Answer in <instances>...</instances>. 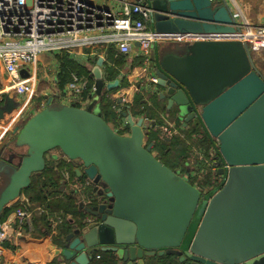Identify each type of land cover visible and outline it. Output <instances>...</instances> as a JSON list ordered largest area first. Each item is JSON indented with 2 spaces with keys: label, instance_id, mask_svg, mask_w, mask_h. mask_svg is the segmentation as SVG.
I'll return each instance as SVG.
<instances>
[{
  "label": "water",
  "instance_id": "95a60500",
  "mask_svg": "<svg viewBox=\"0 0 264 264\" xmlns=\"http://www.w3.org/2000/svg\"><path fill=\"white\" fill-rule=\"evenodd\" d=\"M147 4L154 11L151 28L160 34L236 32V17L226 2ZM154 49L160 88L155 94L184 127L197 120L217 140L221 163L229 166L218 172L224 178L221 187L204 195L164 165L153 153L154 144L144 143L143 118L135 121L129 111L122 112L130 135L114 131L101 114L100 99L119 81L106 84L99 58L92 69L96 90L89 108L56 110L50 102L17 125L14 141L0 150V216L18 202L32 176L44 171L46 155L60 150L81 164L77 176L101 187L99 195L108 201L91 207L93 201L81 203L87 218L80 225L70 221L73 226L56 251L58 264H91L99 253L115 254L122 264L155 257L175 264H264V78L253 56L237 41ZM21 76L29 73L22 70ZM19 106L5 94L0 122Z\"/></svg>",
  "mask_w": 264,
  "mask_h": 264
},
{
  "label": "built area",
  "instance_id": "2783aa9c",
  "mask_svg": "<svg viewBox=\"0 0 264 264\" xmlns=\"http://www.w3.org/2000/svg\"><path fill=\"white\" fill-rule=\"evenodd\" d=\"M153 12L147 0H136V2L133 0H0V83H2L0 94L2 96L13 94L19 103L20 96L24 97L23 103H20L18 108L19 115L32 108L34 98L37 96L38 66L41 62L40 57L44 54L54 55L56 59V55L67 53L72 59L82 64L102 58L104 79L109 50L113 52L115 58L134 54L143 64L144 74L150 71V65L154 63L152 55L155 46L162 42L237 41L243 43L252 56L264 54V25L251 24L246 18L238 20L235 16V33L181 37L154 31L150 23ZM110 66L114 65L110 64ZM22 70L29 73L28 78L21 76ZM123 79V76H120L116 81H119L120 85ZM142 81L141 90L146 95L156 93L158 79L154 75V68L153 75L143 77ZM55 82L57 83V78ZM105 82L106 84L114 83H107L106 80ZM88 85V79L74 74L64 91H57L55 95L57 97L69 95L74 100L72 105H83L90 100V98L85 101L82 99V94ZM95 90L96 83L93 85V92ZM50 102L52 98L48 100L45 96L44 103L37 107L38 112L45 109ZM114 109L122 114V107L119 109L115 106ZM133 118L137 121L143 117ZM143 119L145 121L144 143L147 145L148 131L152 127V122ZM28 120L22 119V122L25 123ZM179 123L180 128L162 126L163 138L167 136L170 139L174 137L183 139L189 127H184L182 121ZM113 129L120 135H130L126 118L122 117L119 125ZM125 129L128 130L123 133ZM197 138V135H193L191 141ZM211 141L212 146L208 151L193 145L192 154L197 157L199 164L179 172L186 181L204 195L210 192L201 186L208 171L216 180L221 179L222 184L224 178L218 172L220 169H229V166L221 163L217 140L211 139ZM153 153L156 156V152ZM53 157L56 160H64L67 164L73 163L63 155ZM63 176L64 183H67L70 180V174L63 172ZM89 183L90 181L84 187L75 186L76 193L83 194ZM81 199L82 203H89V199L84 194ZM15 205H18V208L0 223V264H3L4 245L11 236L13 226H18L20 229L31 227L34 211L28 198L20 197ZM37 212L42 214L44 209L38 207ZM97 259H100V256H97Z\"/></svg>",
  "mask_w": 264,
  "mask_h": 264
},
{
  "label": "trees",
  "instance_id": "16d2710c",
  "mask_svg": "<svg viewBox=\"0 0 264 264\" xmlns=\"http://www.w3.org/2000/svg\"><path fill=\"white\" fill-rule=\"evenodd\" d=\"M108 62L105 64V80L109 82H115L121 76V70L125 67L124 57L115 58L113 52L109 50ZM56 60L59 63V73L57 75V87L58 92H63L67 84L71 82L72 75H77L89 80V85L87 89L82 94V99L85 101L89 99L93 93V85L95 84V79L92 75V69L97 63V59H94L88 63V65L82 64L74 59H72L67 53H61L56 55ZM139 61L136 65L140 64ZM110 64L114 66H110ZM129 86V82L123 79L120 86L112 91L105 90L103 92L102 98L100 99V111L104 120L112 127L115 128L119 125L122 120L121 113H117L114 109L117 106L121 109V105L118 104V100L112 98V94H116L119 88H126ZM80 108V105H77ZM122 112L129 111L133 117H143L149 121L155 123L157 126L164 122L162 118L163 113H167L169 118L174 119V112H167L166 103L159 100L157 94H149L148 100L143 101V98L136 97L132 104L127 105V107L121 109ZM157 126L151 127V137L148 138L147 145L154 144L153 152L157 153V158L171 170L176 172H184L190 166L194 164L197 165L198 159L192 154V146L198 148L206 149L207 151L212 146V141L206 132L200 128V124H191V131H186V135L191 137L192 135H197L198 138L193 141L189 146L186 140L180 137H174L172 139L167 136L163 138ZM128 129L123 131L126 132ZM192 142V141H191ZM2 147L0 150L4 149ZM53 152H58L63 155L60 150H54L46 155V167L43 172L39 175L32 176V182L30 187L25 190L31 199V201L37 203L38 205L46 208L51 212L52 215L59 214L65 219L70 215L75 220L74 224L80 225L83 221L84 213L80 210L82 203V195L84 194L88 199L90 198L92 192L91 188L86 187L83 194H77L75 191V186L80 185L82 187L86 186L89 180L80 178L75 173L76 166L73 163L67 164L64 160H56L53 158ZM202 166V164H201ZM205 168L204 166H202ZM63 172H68L70 174V180L64 183ZM202 188L209 190L210 192L220 188L219 184L214 178L212 173L208 171L204 180L201 182ZM18 205H14L10 208L3 210L0 216V223L4 222L6 218L11 215ZM45 221V220H44ZM73 224L65 220V222L59 227V237L67 235ZM100 259L97 257L91 264H117L115 256L112 254L100 255ZM164 261H163V260ZM160 263L163 264H175L171 258L162 257ZM57 261L53 262L56 264Z\"/></svg>",
  "mask_w": 264,
  "mask_h": 264
},
{
  "label": "crops",
  "instance_id": "0c3cea01",
  "mask_svg": "<svg viewBox=\"0 0 264 264\" xmlns=\"http://www.w3.org/2000/svg\"><path fill=\"white\" fill-rule=\"evenodd\" d=\"M219 2H226L229 9L233 12L238 20L246 18L251 24L264 25V0H256V2L254 0H219ZM253 59L256 69L264 78V54H255L253 55ZM124 61L125 67L123 68V70H121V76H123V78L129 82V86L126 88L120 87L119 91L116 94H112L113 99L118 101L120 99L123 100L122 104H120L122 108L127 107V105L129 104H132L137 96L143 98L144 102L148 100V95H146L141 90L143 77H148V73L144 74L145 71L142 68L143 64L140 63L136 65L139 60L135 57L134 54L124 57ZM53 62L54 65L49 74L53 79L55 92H57L58 87L55 80L59 72V63L55 58ZM85 65H88V63H86ZM107 83H109V81H107ZM1 89L2 83H0V90ZM1 101L2 99H0V104ZM19 111L20 109H17L11 115H6L5 120L0 122V144L8 135H10V139H12V133L15 127L21 124L22 119L27 120L36 115L38 112V108H29L25 111L24 114L22 113L20 115ZM162 118L164 119V122L162 124H160L159 126L155 124L160 133L162 126L174 128L176 124L178 125L179 123L176 122L173 118H169L167 113H163ZM155 154L157 156V153ZM54 155L60 156L61 154H59L58 152H54L53 156ZM21 197L28 198L30 205L34 211L33 219L30 225L31 227H24L20 229L18 228V226H13L11 236L4 245L5 251L3 264H53V262L55 261H57L56 264H58L56 251L60 248L61 244V236L59 237V227L65 222V220L69 221L70 223V221L75 219L70 215L66 219L59 214L52 215L49 210L31 201L26 191H23ZM38 207H42L44 209V213H38ZM19 232H21V234H19ZM100 255H102V253L97 254V256ZM112 255L115 256L117 264H122L118 263L115 254ZM159 258L160 257L147 258L144 261V264H159L161 260Z\"/></svg>",
  "mask_w": 264,
  "mask_h": 264
},
{
  "label": "rangeland",
  "instance_id": "374dc122",
  "mask_svg": "<svg viewBox=\"0 0 264 264\" xmlns=\"http://www.w3.org/2000/svg\"><path fill=\"white\" fill-rule=\"evenodd\" d=\"M133 1L136 2V0H133ZM254 1L256 2V0H254ZM251 7H253V6H251ZM158 45L162 49V48H167V47H175V46L185 45V43H180V42H162V43H159ZM153 48H154V46H153ZM153 57H154V54L152 55V60H153ZM54 58H55L54 55H50V54H44L40 58L41 59V62L39 64V66H38V73L39 74H38V84H37V96L34 98V101H33V104H32L33 107L41 106L44 103L45 96H47L48 100H49V98H52V102L49 105V107L51 109L58 110V109H61V108L65 107V106H68L69 107V106H72V104L74 102V100L71 99V97L69 95H66V96H61L60 95L59 97H57L55 95L56 92H55V88L53 86V79H52V77L49 74L50 73V70L52 69V67L54 65L53 64L54 63L53 62L54 61ZM151 66L153 68H155V62L152 65H150V71L148 72V76H152L153 75V68H151ZM155 90L158 91V90H160V88L155 87ZM46 93H48V94H46ZM0 99H3L2 94L0 96ZM19 101H20V103H23L24 97L23 96H20ZM91 101H92V99H90L89 101H87L85 104L80 105V107L81 108H84V109L89 108ZM97 105H98V103H97ZM174 120L176 121L175 117H174ZM176 122H178V121H176ZM191 124H198V122H197V120H195V121L191 122L187 127H191L190 126ZM176 126H177V128H180L181 127V124L178 123V125L176 124ZM145 129H147V126H145ZM203 131H204V129H203ZM180 135H182V134H180ZM184 135H186V133ZM149 137H151V131L150 130L148 131V138ZM185 137H186V140L188 139L190 141L189 143H191V144L193 143V142H191V137L188 138L187 135ZM13 141H14V136H13L12 139H10V135H8L3 140V142L0 144L1 145L0 146V149L2 147H4L5 145H7V144L10 145L11 142H13ZM9 148L12 149V150L15 149L14 146H12V145L9 146ZM20 152L21 153H24L25 152V149H23ZM55 156H57V155H55ZM220 181H221V179L217 180L218 183H220ZM205 192H207V191H205ZM159 259H162V257L159 258ZM163 263L164 262H162V263L159 262V264H163Z\"/></svg>",
  "mask_w": 264,
  "mask_h": 264
},
{
  "label": "flooded vegetation",
  "instance_id": "af4514ba",
  "mask_svg": "<svg viewBox=\"0 0 264 264\" xmlns=\"http://www.w3.org/2000/svg\"><path fill=\"white\" fill-rule=\"evenodd\" d=\"M191 126V125H190ZM201 127V125H200ZM203 129V127H201ZM188 131H191V127L188 128ZM205 132V131H204ZM193 137V135L191 134V138ZM181 138V137H180ZM182 139V138H181ZM183 140H186V137H183ZM187 144L189 145V140H186ZM74 165L76 167H80L79 163H74ZM89 187L91 188V196L89 198V202L93 201L94 203H90V206H97L98 204H107L108 199L105 196H100L99 193L101 192V187H98V185H96L95 183L91 182L89 183ZM87 218V216L83 217V220ZM174 262V261H173Z\"/></svg>",
  "mask_w": 264,
  "mask_h": 264
},
{
  "label": "bare ground",
  "instance_id": "6f19581e",
  "mask_svg": "<svg viewBox=\"0 0 264 264\" xmlns=\"http://www.w3.org/2000/svg\"><path fill=\"white\" fill-rule=\"evenodd\" d=\"M9 90V89H8Z\"/></svg>",
  "mask_w": 264,
  "mask_h": 264
}]
</instances>
